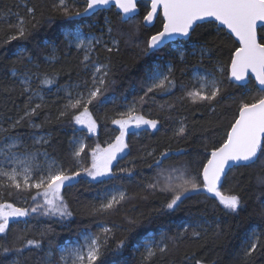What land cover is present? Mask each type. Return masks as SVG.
Segmentation results:
<instances>
[{"label": "trees", "instance_id": "16d2710c", "mask_svg": "<svg viewBox=\"0 0 264 264\" xmlns=\"http://www.w3.org/2000/svg\"><path fill=\"white\" fill-rule=\"evenodd\" d=\"M72 10L82 9L85 0H65ZM59 0H0V128L6 129L0 136V147L8 142L9 137L19 138L18 149L44 150L52 160L71 172L87 168L89 153L94 145L107 146L119 133V126L112 123L122 113V99L131 98L136 102V114L146 119L159 121L157 129L142 126L132 128L127 134L128 154L113 161V175L93 180L85 173L75 178L70 186L62 188L65 201L72 212L66 219L59 217L34 215L10 222L6 233L0 234V244L11 247L16 237L26 234L27 239H38L41 247H29L17 256L15 252L0 254V264H61L58 249L80 237L81 232H99L102 227L113 229L109 247L100 264H142L144 240L161 236L172 237L179 233L185 223L200 232V238H191L190 228L187 236L174 246L168 243L169 251L157 253L143 264H264V156L247 166H235L224 178L220 191L225 195L238 194L242 206L237 214L227 212L215 199L204 193H195L188 197L175 210H167L163 205L171 199V193L153 192L151 184L161 171L167 174L170 167H183L192 176H197L207 159V152L218 147L226 138L227 130L238 114L241 101L253 102L259 98L258 87L249 78L246 86L234 84L229 80L228 66L231 53L238 44L224 28L213 22L200 23L191 32L187 40L177 39L159 50L145 53L148 37L160 31L163 20L160 14L154 24L147 27L143 17L149 7L146 2H139V14L122 21L120 13L114 7L99 10L95 14L79 18H65L54 6ZM28 8L35 10V17L30 35L24 39L6 42L15 34V25L19 17L29 18ZM80 28L86 34H100L102 29L111 28L110 36L117 45L96 46L91 60L109 65L107 89L101 102L90 106L93 118L97 121L96 131L89 133L86 128L76 125L72 115L59 117L62 105L66 102L65 86L91 83L93 66L85 67L81 61L85 52L69 44L65 30ZM260 42L264 43V27L258 29ZM180 45L181 53L172 49ZM209 51L201 56L200 47ZM55 55V59L50 57ZM155 62L169 63L173 68L170 77L174 86L167 92L150 93L143 103L147 86V73ZM38 66V67H37ZM30 70L33 74L48 73L55 77L52 85H43L40 79L33 78L32 88L39 86L43 97L41 101L25 92L19 78L13 72L22 73ZM210 74L222 81L221 94L213 101L193 103L186 97V92L196 90L193 72ZM113 95L110 102H102L104 97ZM38 113L23 120L15 128L10 125L22 117L27 108L41 104ZM74 114V113H73ZM183 121L186 133L176 135ZM31 125H40L32 127ZM77 135L84 140L85 150L80 155V168L73 161L71 143ZM42 138L40 143H36ZM171 150L167 159L157 168L154 161L161 152ZM147 152H153L147 156ZM143 157V159H141ZM153 165V167H148ZM120 168H133L134 174L121 173ZM199 178V177H198ZM4 179V178H0ZM114 185L124 188L127 198L116 210L103 214L91 215L93 205H97L93 192L101 191ZM11 193V195H9ZM31 191L16 190L10 186H0V202L13 203L19 207H31ZM39 202V201H38ZM27 220L25 224L23 221ZM129 219L137 221L135 225ZM255 232V235L253 233ZM43 233V235H41ZM253 237V238H252ZM257 237L260 248L247 260L244 252ZM126 239V246L118 253L112 249L116 243ZM16 246H19L17 242ZM51 252V257L48 253Z\"/></svg>", "mask_w": 264, "mask_h": 264}, {"label": "snow or ice", "instance_id": "6c2138e0", "mask_svg": "<svg viewBox=\"0 0 264 264\" xmlns=\"http://www.w3.org/2000/svg\"><path fill=\"white\" fill-rule=\"evenodd\" d=\"M115 3L116 7L122 13V19H130L136 11V0H85V6L82 9L72 10L69 8L65 0H59L54 7L59 9L65 18L83 17L95 14L99 9L105 8ZM158 6L162 7L164 23L162 30L148 37L147 47L144 49L147 54L150 51L159 50L162 46L172 42L176 37L190 38L191 32L199 22L213 23L219 22V25L226 27L239 40V47L231 53L229 68V80L246 86L249 82V74L254 75L256 84L258 85L259 98L253 97V102L241 101L238 114L235 116L234 122L231 123L227 131L226 138L218 147H212L210 150L206 147L207 159L202 164V168L197 176H192L188 169L183 167H170L167 174L161 171L157 178L147 187L153 191L171 193V199L163 205L164 209L175 210L191 193L206 192L213 194L223 207L231 212H238L242 206L241 197L238 194L224 195L220 191V185L227 175V169L232 166H247L255 163L261 156H264V43L257 40L256 28L257 21H264V0H151V10L143 17L145 22L153 20L154 14L158 10ZM29 18L19 17L15 25H9L15 28V34L9 36L8 41L27 38L31 33V29L35 27L32 19L35 17V10L28 8ZM109 33L111 28L108 29ZM65 37L69 44L75 45L78 50L85 52L81 63L87 67L89 64L93 66L91 83L87 81L83 84L84 91L75 92L73 89L80 88V84L66 85L65 97L66 102L62 105L59 117L72 115V119L76 125L86 128L89 133L96 131L97 121L93 118L90 106L101 102V98L107 89V78L109 75V65L100 64L91 60V55L95 52V48L103 43V37L94 35L86 36L81 30L65 32ZM113 46L117 44L116 40L112 41ZM108 52L113 51L105 45ZM209 51L203 45L200 47L201 56ZM183 57V53H181ZM55 59V55L50 57ZM38 67V66H37ZM173 74V68L169 66L166 72L160 71L159 67L147 73V86L144 96L139 98V102L143 103L145 98L153 92H167L174 86V81L170 77ZM14 76L19 78L20 84L25 92L31 93L29 102L33 97L43 101L40 94L39 86L32 88L33 78L40 79L43 85H52L55 77L48 73H35L25 70L22 73L13 72ZM199 88L194 91L186 92V97L193 103L198 101H213L221 92L222 81L215 77L197 76ZM37 104L24 112V115L14 121L10 128H15L23 120L28 119L38 113L42 107ZM74 113V114H73ZM119 119H113L112 123L119 125L120 134L115 137L113 143L107 147L96 145L91 150V165L88 168L81 167L80 171L71 172L57 164L55 160L47 159V153H44L45 164L38 162L40 153L35 151L18 152L16 149L21 145L19 138L9 137L10 143L0 147V154L3 160L0 161V186L14 187L20 191H31L35 189V193L31 196V207H17L13 203L0 202V234H4L6 238L7 230L10 222L18 221L20 218H29L34 215L52 216L66 219L72 216L69 206L64 199L62 188L70 186V183L81 175V172L96 180L98 177H106L113 175V161L122 159L128 154L129 144L125 137L131 128L140 129L142 126H148L157 129L159 121L155 119H146L143 115L136 114V102L134 101L127 108L126 112L119 114ZM32 127H40V125H31ZM7 131L0 128V136ZM186 133L185 125L181 121L180 127L176 135ZM41 139H37L36 143H40ZM73 143L78 146L72 152V156L79 164V157L85 150L82 140ZM171 150L161 152L159 157L154 161V165L159 168L164 159H167ZM153 152H147V156H152ZM143 159V157H141ZM230 162H232L230 164ZM6 165V167H5ZM153 167V165H148ZM121 173L129 176L134 174L133 168H120ZM39 173V174H37ZM260 183H264V178L260 179ZM11 195V193H9ZM127 198L125 192L121 191L113 193L104 198L98 205H93L90 210L91 215H103L116 210L118 205ZM39 201V202H38ZM25 224L27 220L23 221ZM130 225L137 223L134 219H129ZM200 227L199 224L193 226L185 223L183 229L175 236L167 237L162 235L160 240L154 238H146L144 240V254L142 264L159 254L169 251L168 243L171 241L174 246H179V242L184 239L191 228V238L199 239L201 233L195 228ZM113 229L107 226L101 228L99 232H87L75 242L68 246L60 248L61 264H100L102 257L105 255L106 249L109 247L110 239L114 238L111 233ZM43 235V233H41ZM255 235V232L253 233ZM256 240L251 242V246L244 252V259L247 262L260 245ZM19 242V246H16ZM127 244L126 239L119 240L112 249L113 253H118ZM29 247L40 248L41 241L38 239H27L26 234L16 237L11 247L0 244V254H8L15 252L17 256ZM52 253H48L51 257ZM12 264H20L19 260H14ZM196 264H202L200 260Z\"/></svg>", "mask_w": 264, "mask_h": 264}, {"label": "rangeland", "instance_id": "374dc122", "mask_svg": "<svg viewBox=\"0 0 264 264\" xmlns=\"http://www.w3.org/2000/svg\"><path fill=\"white\" fill-rule=\"evenodd\" d=\"M76 29H79V30H81L80 28H78V27H76V28H74L73 30H76ZM108 27H106V28H104V29H102V31H101V33L100 34H86V33H84L86 36H88V35H94V36H97V37H103V45H106L107 47L109 46V45H112L113 46V44H112V41L113 40H115L114 38H112L111 36H110V33H109V31H108ZM73 30H65L64 31V34H65V32H69V31H73ZM82 31V30H81ZM69 42V41H68ZM70 45H72V46H75L74 45V43L73 44H70ZM117 45V44H116ZM172 49L175 51V52H179V53H182L181 52V49H180V45L179 44H177V45H173L172 46ZM181 55V54H180ZM154 67H153V69H155V68H157V67H159V69H160V71H162V72H166L167 71V68L169 67V66H171V64H169L168 62L166 63H160V62H155L154 64ZM152 69V70H153ZM151 70V71H152ZM193 81H194V86H196V89H198L199 88V81L196 79V77L197 76H208L209 78H211L212 76L210 75V74H207V73H200L199 71H197V70H195L194 72H193ZM146 77H147V75H146ZM147 80V79H146ZM147 83H148V81H147ZM73 91H75V92H80V91H84V88L81 86L80 88H76V89H73ZM114 99V96L113 95H110V96H107V97H104L103 99H102V102H105V103H107V102H110V100H113ZM133 103V100H131V98H128V97H124L123 99H122V111L121 112H126L127 111V108H128V106L130 105V104H132ZM119 126V125H118ZM132 129V128H131ZM130 129V130H131ZM120 134V129H119V133L116 135V136H118ZM38 139H40V138H38ZM74 140H76V141H80V140H82L83 141V143H84V140H83V137H81V135H77V137L76 138H74L73 140H72V143H71V153L73 152V151H75V148L78 146L77 144H75V143H73V141ZM115 140V139H114ZM114 140L112 141V143L114 142ZM125 140H127V135H126V137H125ZM11 141L10 140H8V142H5L3 145H6V144H8V143H10ZM3 145L1 146V147H3ZM96 147V145H94L92 148H91V150L93 149V148H95ZM101 147H107V146H101ZM26 149L24 148L23 150H19L18 148L16 149V151H18V152H24ZM28 151H35V152H37V153H40V155L38 156V162L41 164V165H44L45 164V160H46V158H45V156L43 155L45 152H44V150L43 151H41L40 149H31V150H29V149H27ZM91 150H90V153H89V164H88V166H87V168L88 167H90V165H91V159H92V157H91ZM72 158H73V161H75V163H76V166L78 167V169L80 168V163L78 164L77 162H76V159L72 156ZM4 158H3V155L2 154H0V161H2ZM47 159H50V160H52L51 159V157L47 154ZM79 160H80V157H79ZM80 162H81V160H80ZM5 167H6V165H5ZM37 174H39V173H37ZM99 178V177H98ZM121 191H123V192H125V190H124V188L123 187H121V186H117V185H114L113 187H107V188H104L103 190H101V191H96V192H93V195H94V197H95V199L97 200V203L99 204L100 202H101V200L102 199H104V198H106V197H108V196H110V195H112L113 193H118V192H121ZM231 195V194H230ZM97 204V205H98ZM222 207H223V205H221ZM17 207H19V206H17ZM224 208V207H223ZM225 209V208H224ZM227 212H229V213H233V214H237L238 212H231V211H229V210H227V209H225ZM263 210H264V203H263ZM87 232H91V231H84V232H81V234H80V237H81V235L82 234H84V233H87ZM92 233V232H91ZM79 237V238H80ZM78 238V239H79ZM253 238V237H252ZM78 239H74V240H72V241H70V243H75ZM70 243H67L66 245H64V246H60L59 247V249H58V254H59V256L61 255V253H60V248H62V247H65V246H68ZM50 264H56V263H54V262H52V263H50ZM68 264H71V261L69 260V262H68Z\"/></svg>", "mask_w": 264, "mask_h": 264}, {"label": "water", "instance_id": "95a60500", "mask_svg": "<svg viewBox=\"0 0 264 264\" xmlns=\"http://www.w3.org/2000/svg\"><path fill=\"white\" fill-rule=\"evenodd\" d=\"M141 1H143V2H146V3H148V7H149V10L148 11H150L151 10V0H136V5L139 3V2H141ZM109 7H114L115 8V10L117 11V12H119L120 13V18H121V20L122 21H126V20H128V19H122V13H121V11H120V9H118L117 7H116V5H115V3H112V4H110L109 6H107V7H105V8H102V9H99V10H106V8H109ZM99 10H97V11H99ZM96 11V12H97ZM139 11H140V9H139V7H138V5H137V7H136V11H135V13L134 14H132V16L131 17H133V16H135V15H137V14H139ZM147 14V13H146ZM145 14V15H146ZM160 14V16H161V18H162V20H163V23H164V17H163V10H162V7H159L158 6V10H157V12L154 14V16H153V20L152 21H150V22H145L144 20H143V24L145 25V26H147V27H150V26H152L153 24H154V22H155V20L157 19L156 17L158 16ZM91 15H93V14H90V15H86V16H83V17H72V18H69V19H79V18H84V17H88V16H91ZM144 15V16H145ZM163 23H162V26H161V29L160 30H162V27H163ZM200 23H202V22H199L198 24H200ZM215 24H216V26L217 27H219V28H224L225 29V31L234 39V40H236V42H237V44H238V46L237 47H239L240 45H239V40H238V38L234 35V34H232L231 32H230V30H228L226 27H224V26H221V25H219V22H214ZM197 24V25H198ZM260 27H264V21H257V28H256V35H257V40H258V42H260V37H259V35H258V29L260 28ZM155 34V33H154ZM177 39H182V40H187L188 38H186V37H176V38H174V40L172 41V42H170V43H173V42H176L177 41ZM170 43H168V44H170ZM261 43V42H260ZM167 45V44H166ZM165 45V46H166ZM164 46H162L161 48H163ZM160 48V49H161ZM150 52H153V51H150ZM228 73H229V68H228ZM249 78H252V80L254 81V83L256 84V81H255V77H254V75H252V74H249ZM232 82V81H231ZM232 83H234V84H240V83H236V82H232ZM240 85H242V84H240ZM256 86L258 87V85L256 84ZM230 128V127H229ZM228 131V130H227ZM208 155V154H207ZM232 162H230V164H231ZM249 165V164H248ZM239 166H241V165H239ZM233 167H235V166H232L231 168H233ZM231 168H229V169H227V173L229 172V170L231 169ZM224 180V179H223ZM221 186V185H220ZM201 193H204L206 196L208 195L209 197H211V198H213V199H215L218 203H219V200L213 195V194H208V193H206V192H201ZM191 194H195V193H191ZM191 194H189V195H191ZM225 195V194H224ZM220 204V203H219ZM221 205V204H220Z\"/></svg>", "mask_w": 264, "mask_h": 264}]
</instances>
